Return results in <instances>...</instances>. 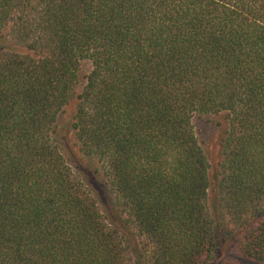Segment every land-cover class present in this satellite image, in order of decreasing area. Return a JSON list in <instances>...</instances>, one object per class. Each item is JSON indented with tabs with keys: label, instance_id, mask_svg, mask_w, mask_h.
<instances>
[{
	"label": "trees",
	"instance_id": "1",
	"mask_svg": "<svg viewBox=\"0 0 264 264\" xmlns=\"http://www.w3.org/2000/svg\"><path fill=\"white\" fill-rule=\"evenodd\" d=\"M73 102L111 217L62 152ZM231 238L264 264V0H0V264H210Z\"/></svg>",
	"mask_w": 264,
	"mask_h": 264
},
{
	"label": "rangeland",
	"instance_id": "2",
	"mask_svg": "<svg viewBox=\"0 0 264 264\" xmlns=\"http://www.w3.org/2000/svg\"><path fill=\"white\" fill-rule=\"evenodd\" d=\"M93 69L91 61H83L80 66V84L77 88V93H81L87 84V77ZM76 111V102L65 108L64 113L59 120L60 128L58 139L60 141L62 152L65 158L71 162L75 167L79 165L76 170L77 175L84 180L88 188L92 190L93 196L98 202V206L104 216H112V200L113 196L110 191L107 179L104 178L102 170H98L99 165L91 164L89 160L83 158L75 135L68 132L66 128L71 125ZM223 122L221 117L210 118H196L193 120L196 134L202 147L204 148L207 157L211 163V176L216 173L219 164L222 161V154L220 148V126ZM77 161V162H76ZM73 166V167H74ZM76 169V168H75ZM210 264H261L254 261H249L244 258L240 252L239 239L231 238L225 240L215 254L214 259Z\"/></svg>",
	"mask_w": 264,
	"mask_h": 264
}]
</instances>
